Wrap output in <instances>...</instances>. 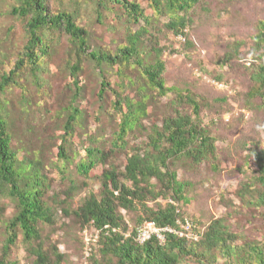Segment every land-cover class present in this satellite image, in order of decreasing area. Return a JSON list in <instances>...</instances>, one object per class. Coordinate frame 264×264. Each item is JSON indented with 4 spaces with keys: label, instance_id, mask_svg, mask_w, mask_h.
Listing matches in <instances>:
<instances>
[{
    "label": "rangeland",
    "instance_id": "rangeland-1",
    "mask_svg": "<svg viewBox=\"0 0 264 264\" xmlns=\"http://www.w3.org/2000/svg\"><path fill=\"white\" fill-rule=\"evenodd\" d=\"M138 1L143 6L148 2ZM17 4V0H0V74L12 68L27 42L25 20L11 13ZM49 5L52 10L69 9L78 16L90 33L91 51L114 53L127 44L128 33L140 27L129 22L125 11L117 4L101 8L93 0H49ZM146 12L152 14L150 9ZM190 18L185 30L187 40L192 43L189 47L183 36H176L166 28L167 16L153 19L155 29H151V36L145 41L147 58H144L153 62L152 47L163 50L166 85L176 91L158 97L146 87L142 95L149 97L146 101L149 116L143 117V127H136L127 137L126 149L111 151L118 129L114 101L122 79L115 76L113 69L104 68L101 72L93 61L85 60L80 73L81 91L75 97L76 88L70 84L72 78L67 65L72 59V45L65 34L50 35L51 49L44 60L41 85L27 72L19 81L22 87L15 85L1 95L13 119L12 146L22 156L38 158L43 164L49 187L46 199L53 206L55 222L41 226L42 236L45 249L57 246L65 255V264H89L85 258L84 229L74 211L89 195L101 196L104 166H116L123 171L134 147L147 141L146 129L153 124L161 126L176 109L186 114L191 112L187 104L177 106V91L201 103V122L216 138L218 153L214 164L205 161L195 165L187 159L177 162L178 178L190 184L187 188L190 202L184 206L185 215L189 220H196L202 232L212 222L223 220L240 244H264V205L255 202L252 190L244 191L245 183L254 190L263 189L258 173L251 170L250 164L251 153L264 150V97L258 93L255 82L259 67L264 66V43L256 41L260 22L264 21V0H200ZM103 79L110 86L101 97ZM139 84L144 85L141 70L137 65H129L126 93L134 101L139 98ZM25 97L30 103H25ZM72 106L78 108L82 116L64 145L66 161L59 146ZM91 146L106 151L108 161L95 169L96 176L86 179L78 173L77 164L86 159L85 149ZM73 186L77 187L76 192L66 199ZM66 200L68 205L63 204ZM166 203L162 198L150 201L155 208ZM0 207L5 210L0 218L1 258L8 234L5 221L14 216L16 204L8 198H0ZM62 208H66L67 214ZM118 210L130 228L140 226V211L122 207ZM87 230L88 237H95L94 228ZM31 249L19 234L17 242L10 247L8 260L36 264ZM185 264L228 263L221 257L217 263L188 258Z\"/></svg>",
    "mask_w": 264,
    "mask_h": 264
},
{
    "label": "trees",
    "instance_id": "trees-1",
    "mask_svg": "<svg viewBox=\"0 0 264 264\" xmlns=\"http://www.w3.org/2000/svg\"><path fill=\"white\" fill-rule=\"evenodd\" d=\"M93 1L101 8L117 4L125 11L129 22L140 24L138 30L128 33L127 44L114 53L109 50L91 51L90 33L81 25L78 16L69 9L52 10L49 0H17L18 4L11 9L13 15L25 20L27 42L12 68L0 74V198H8L16 204L14 216L5 221L8 234L0 264H19L8 260L10 247L17 242L19 234L23 242L32 248L36 264H65V255L57 246L45 249L42 236L41 226L55 222L53 206L46 199L49 187L43 164L38 158L22 156L12 146L13 119L7 108L8 103L1 97L15 85L22 87L19 81L26 77L27 72L33 75L37 85L42 84L44 60L49 56L52 43L50 35L65 34L72 45V59L67 65L72 78L70 84L76 88L75 97L81 91L80 73L85 60L93 61L101 72L104 68L113 69L115 76L122 79L114 101L118 129L112 140L113 152L126 149L127 137L136 127H143V117L149 116L146 102L149 97L142 95L146 87L158 97L175 90L166 85V64L161 58L163 50L152 47L155 53L153 62H147L144 58H147L144 54L147 52L145 41L148 35L151 36V29H155L153 19L167 16L169 21L166 28L176 36H183L188 47L192 45L187 40L185 30L190 25V13L200 0H147L144 6L138 0ZM146 9H150L152 14H148ZM256 41L264 43V21L260 22ZM129 65H137L144 79V85L139 84L137 87L139 98L136 101L126 93L125 79ZM129 82L132 84L131 80ZM255 82L258 93L264 97L263 65L255 75ZM109 86L110 83L103 79L101 97ZM177 93V106L187 104L191 112L186 114L176 109L174 114L163 120L161 126L153 124L146 129L147 141L134 147V152L127 156L124 170L116 166H104L101 196L89 195L74 211L83 229L92 227L98 230L88 258L89 264H185L188 258L217 263L221 257L228 264H264V244H240L237 235L229 230L223 220L212 222L202 232L196 220L191 219L196 227L194 231L199 236L197 241L171 232L165 233L164 243L155 235L144 244L137 241V230L146 222H153L158 227L180 229L178 222L188 219L184 206L190 202L187 196L190 184L178 178L177 162L187 159L199 165L205 161L214 164L218 160L217 140L201 122V103L191 95ZM24 99L26 104L30 103L29 98ZM81 116V111L72 106L59 146L66 161L68 157L63 153L64 145ZM85 151L87 157L77 164V171L90 179L96 176L94 171L97 167L107 164L108 156L106 151L96 146L86 147ZM251 158L250 168L258 173L257 178L263 189L254 190L245 183L244 191L252 190L255 202L264 205V150L253 151ZM76 190V186L70 188L66 199H70ZM159 198L167 200L166 205L153 207L150 201ZM63 204L68 205V201ZM118 207L140 211V226L130 228ZM62 210L67 214L66 208ZM3 213L5 210L0 207V218Z\"/></svg>",
    "mask_w": 264,
    "mask_h": 264
},
{
    "label": "built area",
    "instance_id": "built-area-1",
    "mask_svg": "<svg viewBox=\"0 0 264 264\" xmlns=\"http://www.w3.org/2000/svg\"><path fill=\"white\" fill-rule=\"evenodd\" d=\"M178 223L180 225V229H173L171 227H158L153 222H146L138 228L136 239L140 244H144L147 240L152 237V235H155L161 243H164L166 239L165 233L171 232L179 234L181 237H187L191 240H199L198 233L194 231L196 227L191 220L185 219L183 222L179 221ZM87 229L88 228L84 229L86 259L89 258L90 252L92 250V244L94 241H96L98 236V230L94 229L96 232L95 237H88Z\"/></svg>",
    "mask_w": 264,
    "mask_h": 264
}]
</instances>
